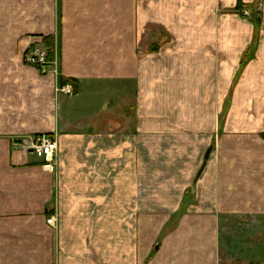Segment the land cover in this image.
Instances as JSON below:
<instances>
[{
    "label": "crops",
    "instance_id": "1",
    "mask_svg": "<svg viewBox=\"0 0 264 264\" xmlns=\"http://www.w3.org/2000/svg\"><path fill=\"white\" fill-rule=\"evenodd\" d=\"M238 4L254 0H0V264H225L264 252L249 237L264 231V143L204 159L197 190L147 201L137 187L153 136L180 129L160 110L174 101L160 95V71L237 70L254 32L224 19ZM260 4L258 46L231 78L230 104L239 94L264 101ZM34 47L53 56L56 74L24 60ZM249 126L214 130L232 139L254 134ZM40 133L57 143L51 168L25 147Z\"/></svg>",
    "mask_w": 264,
    "mask_h": 264
},
{
    "label": "rangeland",
    "instance_id": "2",
    "mask_svg": "<svg viewBox=\"0 0 264 264\" xmlns=\"http://www.w3.org/2000/svg\"><path fill=\"white\" fill-rule=\"evenodd\" d=\"M260 1L254 0L253 7H242L241 4H238V12L223 9L224 19L227 14H234V17L238 20H248L253 24L254 32L249 45L250 50L243 54L237 70L231 71V68H229L228 70L224 69L222 72H201L198 70L186 72L177 69V66H175L174 69L160 71V95L168 94L174 96L173 102H160V110L162 112L168 111L173 115L174 121L179 122L178 126L180 129L176 130L174 134H156L153 136L158 139V142L155 144L157 149L151 153L152 158H147L145 152H143L145 160L144 165L137 169L141 175V180L137 182V187L138 194L142 193L144 200L148 198L147 201H149L151 197L155 196V192L162 190H170L177 193L186 186H191V190L192 188L197 190L196 186L193 187L195 185L193 178L196 176L203 161H205V156L209 150V158L207 159L218 160L225 157L226 151L224 149L229 144L239 143L242 146L247 143L255 145L264 143V137L262 132H260L264 128V101L255 97L249 98V101L247 100L248 97L239 94L235 98V103L230 104L231 78L236 81L235 78L242 74L249 61L253 59L251 48L256 50L258 46L262 24L257 20L258 12L256 9ZM225 25L227 24L223 22L224 29ZM230 56L224 49V66ZM187 73L190 74L191 85H187L184 82ZM204 74L207 75L206 78H203ZM232 74L234 76H231ZM164 82L169 84H164ZM73 89L72 86V91ZM68 95L70 94L68 93ZM234 110L236 112L239 110V112L232 118ZM226 114L229 117H226ZM249 123H251L250 126ZM221 124L223 129L238 128L246 131L247 126H253L255 130L254 134L238 135L231 139L224 134L222 135L219 129L214 130L216 125L219 127ZM243 152L245 154V151ZM128 170L130 171V168ZM111 189H114V184ZM249 232V237L252 234L256 235L254 236V241L264 246L263 230H260V232ZM257 250V248L254 249L253 259L255 261H232L225 264H264V252L259 256Z\"/></svg>",
    "mask_w": 264,
    "mask_h": 264
},
{
    "label": "built area",
    "instance_id": "3",
    "mask_svg": "<svg viewBox=\"0 0 264 264\" xmlns=\"http://www.w3.org/2000/svg\"><path fill=\"white\" fill-rule=\"evenodd\" d=\"M25 61L40 69L42 72H47V70L53 68V73H57L56 60L42 48H28L25 53ZM62 91L65 93H71L72 86L69 84L64 85ZM25 147L26 150H29L32 154L41 159L45 165L49 166L50 168L54 166L57 152V143L56 140L48 133H40L32 136L31 139L26 142ZM55 221V216L50 215L48 216L46 223L48 225H54Z\"/></svg>",
    "mask_w": 264,
    "mask_h": 264
},
{
    "label": "water",
    "instance_id": "4",
    "mask_svg": "<svg viewBox=\"0 0 264 264\" xmlns=\"http://www.w3.org/2000/svg\"><path fill=\"white\" fill-rule=\"evenodd\" d=\"M261 4H259V6H258V8H257V11H260L261 10V6H260ZM210 151V150H209ZM207 152V154H206V156H205V159H207L208 158V155H209V153L210 152Z\"/></svg>",
    "mask_w": 264,
    "mask_h": 264
},
{
    "label": "trees",
    "instance_id": "5",
    "mask_svg": "<svg viewBox=\"0 0 264 264\" xmlns=\"http://www.w3.org/2000/svg\"><path fill=\"white\" fill-rule=\"evenodd\" d=\"M70 81H71V80H69V82H70ZM64 82H65V81H63L62 84H64ZM74 88H75V87H74ZM262 136L264 137V134H262ZM251 264H252V263H251ZM253 264H254V263H253Z\"/></svg>",
    "mask_w": 264,
    "mask_h": 264
}]
</instances>
